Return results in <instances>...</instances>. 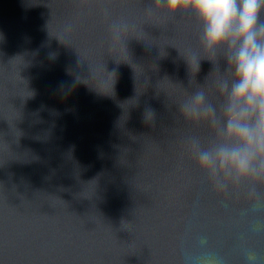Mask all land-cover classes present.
Segmentation results:
<instances>
[{
    "label": "water",
    "instance_id": "1",
    "mask_svg": "<svg viewBox=\"0 0 264 264\" xmlns=\"http://www.w3.org/2000/svg\"><path fill=\"white\" fill-rule=\"evenodd\" d=\"M150 4L0 0V264H264V183L213 191L178 111L226 62Z\"/></svg>",
    "mask_w": 264,
    "mask_h": 264
},
{
    "label": "clouds",
    "instance_id": "2",
    "mask_svg": "<svg viewBox=\"0 0 264 264\" xmlns=\"http://www.w3.org/2000/svg\"><path fill=\"white\" fill-rule=\"evenodd\" d=\"M146 12L169 19L195 16L204 50L216 63L220 56L226 62L223 72L217 66L213 81L219 112L201 85L177 103L185 122L206 124L217 137L208 147L195 138L190 143L195 165L212 190L223 196L228 181L264 183V0H151ZM152 115L148 111L145 118ZM251 193H256L254 185Z\"/></svg>",
    "mask_w": 264,
    "mask_h": 264
}]
</instances>
